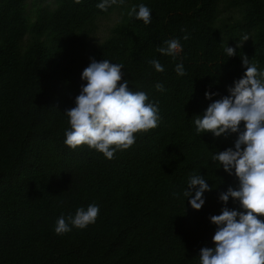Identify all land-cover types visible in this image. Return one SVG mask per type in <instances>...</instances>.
<instances>
[{
	"label": "trees",
	"instance_id": "1",
	"mask_svg": "<svg viewBox=\"0 0 264 264\" xmlns=\"http://www.w3.org/2000/svg\"><path fill=\"white\" fill-rule=\"evenodd\" d=\"M28 1L0 0V264H200V250L214 247L209 218L243 209L219 199L239 181L213 160L238 133H197L194 121L242 78V55L264 72V0H225L240 13L232 22L220 16L223 0H118L106 11L102 0ZM141 4L151 10L148 25L129 16ZM116 11L107 36L90 45L99 20ZM172 39L182 46L175 57L157 51ZM226 46L237 54L227 56ZM92 58L122 64L130 90L145 92L161 117L110 160L64 143L65 111ZM193 174L212 187L200 210L183 196ZM90 204L99 206L94 224L55 233L59 217Z\"/></svg>",
	"mask_w": 264,
	"mask_h": 264
},
{
	"label": "clouds",
	"instance_id": "2",
	"mask_svg": "<svg viewBox=\"0 0 264 264\" xmlns=\"http://www.w3.org/2000/svg\"><path fill=\"white\" fill-rule=\"evenodd\" d=\"M80 4L82 0H74ZM118 0H102L97 8L106 11ZM122 2V0H120ZM135 16L145 25L152 21L151 10L141 4L134 6L129 16ZM183 39L187 40L185 35ZM245 35L242 40L247 41ZM157 48L162 55L175 57L182 46L178 39L165 41ZM243 43L236 45L240 48ZM227 56L236 55V49L226 46ZM246 71L242 78L228 88L229 95L210 103L203 116L194 121L197 133L210 132L219 137L226 133H238L234 148L216 152L213 160L223 170L239 181L238 189L229 187L219 199L226 205L231 197L239 201L243 211L222 208L221 214L209 219L216 225L212 237L214 247L200 250V264H264V72L258 71L249 58L241 56ZM156 72L164 67L158 60H150ZM123 65L108 60L97 62L94 58L83 70L81 79L86 81L75 98V107L65 111L70 129L65 132L64 143L72 150L87 146L113 159L116 151L129 149L136 141L137 133H147L159 126L161 117L158 104L149 102L145 92H133L124 79ZM178 76L186 75L183 64H177ZM157 91H165L163 84L155 85ZM215 93H205L211 99ZM243 123V130L240 125ZM195 190L194 195L192 190ZM206 179L193 174L189 177L185 198L194 210L205 203L203 194L211 191ZM99 206L90 204L87 209L78 208L74 216H61L56 221L55 233L63 235L72 230L85 229L94 224Z\"/></svg>",
	"mask_w": 264,
	"mask_h": 264
},
{
	"label": "rangeland",
	"instance_id": "3",
	"mask_svg": "<svg viewBox=\"0 0 264 264\" xmlns=\"http://www.w3.org/2000/svg\"><path fill=\"white\" fill-rule=\"evenodd\" d=\"M33 0H29L31 2ZM50 1V0H48ZM221 11V18L224 19L225 22H232L236 19L240 18V13L235 9H229L226 7V2L223 0L219 5ZM120 17V13L118 11L112 13L110 16L99 20L98 22V31L96 35L93 37L90 45L94 46L95 43L101 41L105 36H107L109 29L116 23L118 18Z\"/></svg>",
	"mask_w": 264,
	"mask_h": 264
}]
</instances>
